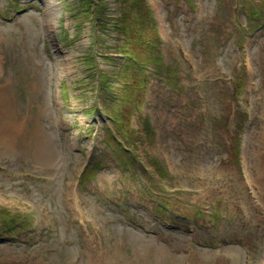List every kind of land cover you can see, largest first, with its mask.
Instances as JSON below:
<instances>
[{"label": "rangeland", "instance_id": "374dc122", "mask_svg": "<svg viewBox=\"0 0 264 264\" xmlns=\"http://www.w3.org/2000/svg\"><path fill=\"white\" fill-rule=\"evenodd\" d=\"M94 2L108 11L95 54L103 21L90 24L81 0H0V210L33 223L0 234V264H264V18L243 10L264 0ZM156 30L171 71L126 72L118 52L146 62ZM143 73L146 93L125 90ZM96 103L124 128L89 117ZM110 134L131 145L144 181L119 165ZM90 158L101 171L80 187ZM153 159L162 182L146 172ZM148 189L170 208L155 210L163 201Z\"/></svg>", "mask_w": 264, "mask_h": 264}, {"label": "trees", "instance_id": "16d2710c", "mask_svg": "<svg viewBox=\"0 0 264 264\" xmlns=\"http://www.w3.org/2000/svg\"><path fill=\"white\" fill-rule=\"evenodd\" d=\"M81 1H82V5H83L82 12H83L84 16L87 17L88 20L90 19V22H95L97 20L98 21H103V22L97 23L95 25V33H96V36H97L98 35V30L100 31V28H99L100 24H104V25L108 24L107 23V19H108L107 13H108V11L104 10L102 12V14H101V12H97L96 11V4H95L94 0H81ZM102 34H105V31H102ZM151 59L155 63H159V57L153 56V57H151ZM99 71L100 70H98L97 72H99ZM102 78H103V75L99 79H102ZM88 174H93V173L89 172ZM0 220L5 222V223H7V227L5 228L7 232H14V231L16 232L17 231L16 227L21 224V222L19 221L18 218L14 217V216H11L9 214V212L6 211V210H1ZM26 223L27 222H25V224Z\"/></svg>", "mask_w": 264, "mask_h": 264}, {"label": "bare ground", "instance_id": "6f19581e", "mask_svg": "<svg viewBox=\"0 0 264 264\" xmlns=\"http://www.w3.org/2000/svg\"><path fill=\"white\" fill-rule=\"evenodd\" d=\"M259 160H260V163L258 164V167H261L263 165L262 158L259 157ZM106 255H107L106 257H109V258H116L118 261L122 259L121 256L118 254L107 253ZM169 262H170V258L168 256L162 255L161 263L159 264H168ZM220 264H225V262L222 259H220Z\"/></svg>", "mask_w": 264, "mask_h": 264}]
</instances>
